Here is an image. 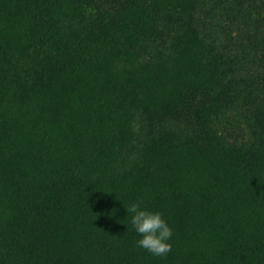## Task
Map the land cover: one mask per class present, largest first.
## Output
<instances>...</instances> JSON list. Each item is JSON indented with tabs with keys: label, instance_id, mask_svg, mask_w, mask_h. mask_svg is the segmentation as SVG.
I'll use <instances>...</instances> for the list:
<instances>
[{
	"label": "trees",
	"instance_id": "obj_1",
	"mask_svg": "<svg viewBox=\"0 0 264 264\" xmlns=\"http://www.w3.org/2000/svg\"><path fill=\"white\" fill-rule=\"evenodd\" d=\"M0 264H264V0H0Z\"/></svg>",
	"mask_w": 264,
	"mask_h": 264
},
{
	"label": "clouds",
	"instance_id": "obj_2",
	"mask_svg": "<svg viewBox=\"0 0 264 264\" xmlns=\"http://www.w3.org/2000/svg\"><path fill=\"white\" fill-rule=\"evenodd\" d=\"M143 201L128 205L127 214H131V225L140 236L137 246L154 256H166L171 251L172 229L159 212L142 207Z\"/></svg>",
	"mask_w": 264,
	"mask_h": 264
},
{
	"label": "rangeland",
	"instance_id": "obj_3",
	"mask_svg": "<svg viewBox=\"0 0 264 264\" xmlns=\"http://www.w3.org/2000/svg\"><path fill=\"white\" fill-rule=\"evenodd\" d=\"M216 127H217L218 131L223 136H225L229 141L247 138V132L243 131L244 127L242 124H238L236 126L229 127L225 124H222L221 122H217Z\"/></svg>",
	"mask_w": 264,
	"mask_h": 264
}]
</instances>
